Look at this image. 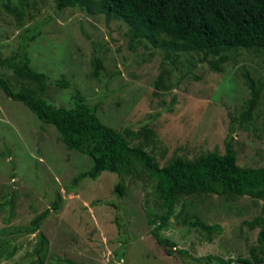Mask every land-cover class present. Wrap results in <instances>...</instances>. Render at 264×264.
<instances>
[{
    "label": "rangeland",
    "instance_id": "1",
    "mask_svg": "<svg viewBox=\"0 0 264 264\" xmlns=\"http://www.w3.org/2000/svg\"><path fill=\"white\" fill-rule=\"evenodd\" d=\"M28 1L24 28L0 5V59L17 52L23 29L39 26L42 33L31 42L29 56L31 66L50 78V100L73 106V94L79 90L98 106L107 125L134 132L152 128L157 142L149 150L161 166L178 155L194 159L207 151L225 152L230 114L239 116L249 98L243 66L264 77V54L241 51L239 60L221 72L205 62L193 65L199 55L181 54L173 63L148 43L133 49L124 22L107 21L80 7L57 11L53 0ZM96 54L104 64L98 79L91 75ZM0 73L12 70L0 67ZM62 81L70 85L64 88ZM245 125H237L235 132L238 163L264 166V92L255 118ZM92 165L90 156L62 143L53 125L0 89V240L18 247L14 257L0 264H31L39 231L49 240L45 264H220L192 261L178 250L230 260L249 256L257 244L261 226L250 228L247 221L264 215L263 201L204 193L182 198V215L171 219L163 232L176 245L170 254L150 232L147 211H160V204L147 176L103 171L97 179L86 177L70 187L71 179ZM119 182L126 185L123 196L115 191ZM46 209L50 212L40 229L26 232ZM185 218L218 223L222 231L209 242L200 229L185 224ZM118 252H123L121 259Z\"/></svg>",
    "mask_w": 264,
    "mask_h": 264
},
{
    "label": "trees",
    "instance_id": "2",
    "mask_svg": "<svg viewBox=\"0 0 264 264\" xmlns=\"http://www.w3.org/2000/svg\"><path fill=\"white\" fill-rule=\"evenodd\" d=\"M0 0V5L17 19L19 28L26 21L25 5L28 0ZM57 11L80 7L90 15H104L107 21L119 20L128 26L130 45L133 49L143 43L152 45L164 53V58L175 61L181 54L199 55L197 63H207L216 72H221L227 63L239 60L241 51L264 54V0H53ZM39 26L23 29L17 52L0 59V67L12 70V74L0 73V89L6 96L24 103L42 121L53 125L59 139L69 150L88 155L93 160L90 169L81 171L70 181L76 187L86 177L97 179L103 171L147 178L160 204V211H147V221L153 227L151 234L159 245L171 254L175 242L164 236L171 219L179 218L178 208L184 197L201 194L219 196L251 197L264 202V166L248 167L238 163L234 145L238 126H244L255 118L262 102L264 77H256L247 66L242 76L249 91L239 116L230 114V130L225 139V152L207 151L194 159L175 156L161 166L149 148L156 144L155 132L144 127L134 132L127 127L117 130L104 123L97 113L98 106L76 90L74 105L66 106L49 99L50 78L47 73L31 66L29 46L41 36ZM92 77L100 78L103 60L96 54L92 61ZM161 77L163 75L161 74ZM67 87L68 81L60 82ZM60 104V106L56 104ZM238 125V126H237ZM143 135L144 138L139 137ZM133 139H138L134 143ZM115 191L125 195L126 185L119 182ZM53 209L59 208V199ZM50 209L38 214L25 228L26 232H37L48 217ZM190 227L200 229L209 242L213 234L222 231L218 223L208 224L198 218L184 219ZM250 228L261 226L257 244L249 250V256L225 260L218 255L196 257L187 249H179L181 256L192 261H218L220 264H264V215L247 221ZM125 249V247H123ZM49 240L39 231L31 264H45ZM15 245L0 240V261L11 259L17 252ZM124 251V250H123ZM123 255L118 252V258ZM186 260V258H184ZM65 263L74 264L64 260ZM186 264H192L186 260Z\"/></svg>",
    "mask_w": 264,
    "mask_h": 264
}]
</instances>
